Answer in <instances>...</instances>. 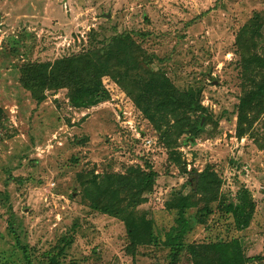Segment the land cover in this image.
I'll list each match as a JSON object with an SVG mask.
<instances>
[{"label": "rangeland", "instance_id": "obj_1", "mask_svg": "<svg viewBox=\"0 0 264 264\" xmlns=\"http://www.w3.org/2000/svg\"><path fill=\"white\" fill-rule=\"evenodd\" d=\"M121 33L145 54L138 69L102 76L106 100L75 108L57 88L37 103L22 85L23 65L53 64ZM254 57L264 61V0H0V264H48L62 246L58 264H168L172 203L203 171L219 180L218 197L184 241L237 237L247 264H264V97L250 124L239 130L237 120L240 98L264 72ZM150 71L201 89L198 130L168 136L134 105L122 84L141 88ZM130 168L155 172L126 210L151 221V243H130L122 214L92 208L81 185ZM244 190L254 210L238 230L225 208ZM177 264H192L186 251Z\"/></svg>", "mask_w": 264, "mask_h": 264}, {"label": "trees", "instance_id": "obj_2", "mask_svg": "<svg viewBox=\"0 0 264 264\" xmlns=\"http://www.w3.org/2000/svg\"><path fill=\"white\" fill-rule=\"evenodd\" d=\"M144 54L131 35L121 33L103 40L99 46L90 45L86 51L58 59L53 64L27 63L20 68V81L37 103L44 99L45 89L67 88L68 102L72 107L88 108L109 97L102 84L103 75H110L120 67L138 69ZM139 56L142 57L138 60ZM146 57V60L149 59ZM251 60L256 65H264L260 58L254 57ZM260 76L257 82L253 83L252 80V88L239 100V130L243 129L241 121L246 120L250 124L256 116L254 113L258 114L262 110L264 72ZM122 86L144 117L156 129H164L162 132L168 136L172 132L177 138L187 131L200 128V120L193 121L191 117L198 110L204 109L199 104V87L189 86L180 90L164 73L154 71L149 72L141 88L131 91L124 84ZM249 110L253 114L248 120L246 112ZM154 176L153 171L144 173L130 168L122 174L106 172L92 175L81 185H84L83 191L89 195L92 208L115 216L122 214L120 217L126 223L130 243H151L155 238L151 221L144 219L142 215H134L131 211L126 213V210L141 201L142 192L151 190ZM191 180L189 183L193 192L189 195H177L172 203V208L176 210L175 224L165 232L162 241L168 248V264H177L183 250L189 254L192 264H247L249 258L237 237L201 243L184 241V236L193 225L204 221L206 212L210 211L207 202L218 197L219 180L213 172H198ZM194 195H199L198 202L203 201V205L197 206L192 198ZM191 206H196V210L193 214L186 215L185 211ZM253 210L254 202L245 190L238 194L236 202L228 203L225 208L238 230L248 227ZM64 253L62 246L55 255L50 256L48 264H58L57 258ZM26 260L29 262V259Z\"/></svg>", "mask_w": 264, "mask_h": 264}]
</instances>
